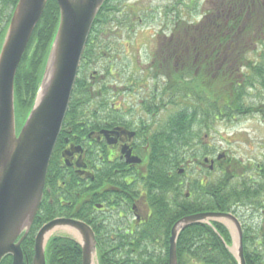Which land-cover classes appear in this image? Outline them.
<instances>
[{"label": "flooded vegetation", "instance_id": "obj_1", "mask_svg": "<svg viewBox=\"0 0 264 264\" xmlns=\"http://www.w3.org/2000/svg\"><path fill=\"white\" fill-rule=\"evenodd\" d=\"M236 1L232 0L235 6ZM207 2H210V7L201 9L199 16L188 25L201 24L208 16L207 10L217 9L219 0ZM247 2L250 6L241 8L240 12L232 15L231 27L225 32L224 44L220 42L219 33L216 34L215 44L211 46L202 44L205 39L203 30L199 33L197 32L199 30L190 28H183L180 31L161 30L159 35L165 40H160L147 64L138 61L140 69L138 76L135 75L133 78L131 71L126 74V71L122 70L118 76L103 75L100 78L99 89L102 92L112 91L118 95L117 104L123 108L118 111L112 108L111 114H108L107 109L96 108L90 111L86 109L83 114H80L81 110H77L76 117L66 118L53 150L55 167L52 168L53 172L47 186H44L38 211L45 213L47 221L41 222L35 233L52 219L80 222L93 233L96 243L93 259L95 264H100L101 256L104 258L106 256L105 260L118 264H142L143 261H147L148 254L156 255L157 252L165 254L159 248L165 241V228L171 224L167 238L168 264L171 229L177 221L184 218L179 215L189 211L191 207L193 213L190 215L216 213L233 217L241 229L244 259L245 243L246 249L253 252L264 264V168L260 162L252 163L251 160H247L243 164L245 167H242L243 165H240L229 151L218 152L219 149L213 146L214 143L209 142V135L205 134L203 147L206 149L199 150L201 160H198V157L187 160L192 162L180 168L181 162L178 165L170 164L173 157V152H170L167 158L170 165L166 172L148 170V165L156 159L155 148L171 147L163 141L158 142L161 134H157L156 130L163 125L160 123L156 125L155 112L160 108L151 105V98L157 96L160 83L169 85L166 90L168 102L177 98L190 109L191 103H184L185 97L195 98L197 101L204 91L197 89L196 85L219 84L220 79L224 81L231 79L233 84L245 85L247 90H252L255 87L253 82H259L262 78L260 87L264 91V72L261 71L260 77L255 75L254 63L246 58L247 52H251L253 46L258 44L262 48L261 58H264V26L257 30L259 37L257 32H254L252 36L255 40L248 39L247 44H250V41L253 44L246 45V50L239 52V42L243 40L242 23L247 22L248 16L259 9L264 15V0ZM238 17L242 21L239 27L236 22ZM179 32H181L179 41L171 43ZM161 52L164 59L158 63L156 57ZM89 78L91 81L89 89L93 91L96 86L93 80L95 78L93 75ZM110 80L118 81L121 86L107 87ZM173 83L181 86L179 95H172L170 88ZM198 90L201 94H196ZM99 95L102 94L99 92ZM138 95L143 96L152 108L135 110L126 107L123 102L126 96L131 101L138 98V103H143ZM142 111L150 114L152 118H144ZM252 114L256 115L260 122H264V104L260 103V107ZM140 119L145 122L142 123ZM151 121L152 124L148 123ZM168 127L171 132L170 123ZM163 132L165 138L171 137L169 132ZM259 132L264 135V127ZM263 144L264 141L260 143L261 148L264 147ZM250 147L252 150L255 149L253 144H250ZM176 152L178 153L177 150ZM240 162L243 161L240 159ZM238 164L240 168H236ZM251 165H255L254 168ZM236 169L241 170L240 174L235 173ZM179 170H182L181 174ZM184 173L197 174L199 178L190 180L188 174L189 182L175 181V177L183 176ZM235 179L237 182L233 183ZM210 187L213 189L211 194ZM225 188H230V195L226 197L223 196ZM244 189L247 193L245 197L241 195ZM221 198L225 201L222 210L218 206ZM174 217H177L175 221ZM195 224L210 227L232 256L230 250L233 222L222 220ZM215 225L225 230L224 236L217 233ZM156 228L160 231L155 233ZM148 234L155 236L149 237ZM149 239L153 241L150 244L145 242ZM227 240L229 243H226ZM74 242L77 244L75 240ZM232 258L234 259L233 256ZM192 264L200 263L193 261Z\"/></svg>", "mask_w": 264, "mask_h": 264}, {"label": "water", "instance_id": "obj_2", "mask_svg": "<svg viewBox=\"0 0 264 264\" xmlns=\"http://www.w3.org/2000/svg\"><path fill=\"white\" fill-rule=\"evenodd\" d=\"M48 0H18L0 47V263L23 264L21 244L42 198L49 160L68 109L77 71L94 19L106 0H55L59 23L31 109L17 128L14 77ZM233 222L232 253L245 264L241 229L230 215L200 213L177 221L169 238L168 264H177L176 239L185 227L201 222ZM72 234L81 247L82 264H93L95 240L83 223L56 219L35 237L32 264H46L45 248L57 229Z\"/></svg>", "mask_w": 264, "mask_h": 264}, {"label": "trees", "instance_id": "obj_3", "mask_svg": "<svg viewBox=\"0 0 264 264\" xmlns=\"http://www.w3.org/2000/svg\"><path fill=\"white\" fill-rule=\"evenodd\" d=\"M18 0H0V45L3 40L5 30L10 19V16L13 12V9ZM116 0H107L105 5L98 12L96 19L93 23L91 33L87 39L85 49L82 54L81 64H80V72L78 78L76 79L74 88L71 93V98L69 102L68 111L66 114L67 117H76L77 113L75 111L81 110L80 114H83V111L86 110V105L92 101L94 96H92V92L89 89V84L87 83V75L81 76L80 73L82 70L93 69L95 66L98 68H103V72L105 76H110L111 68L115 64V60H108L107 47L108 45H101V43H96L99 35H104L105 30H111L112 28H108L109 26H113V23H116L117 26L128 27L130 24V20L126 18L115 17V13H119V6H116ZM199 0H189L191 3L190 9L197 10V2ZM248 0H237L236 6L233 4L232 0H219V4L217 9L208 11V16L204 19L201 24L188 25V21L183 20L182 14L179 16L177 14L179 6L183 3L182 0H176L171 7H167L164 15V23H167L168 16L173 14V27L176 29L190 28L197 31H204L205 39L202 44L204 45H214L216 34L220 35L221 44L225 43V32H227L231 27V19L232 15L236 12H240L244 7H248ZM241 9V10H240ZM111 14L108 17L107 12ZM206 11V10H205ZM233 11V12H232ZM245 12V11H243ZM241 12V13H243ZM179 13V12H178ZM189 14V18L192 16L191 12H187ZM197 14V13H196ZM218 14V15H217ZM245 14V13H244ZM150 17V16H149ZM149 17L145 20L149 23ZM59 18V10L55 0H48L45 10L38 21L33 34L30 38L28 46L21 58L20 64L17 68L15 78H14V103H15V114L20 126L27 116L29 110L31 109L32 102L35 97V93L37 91V87L40 83L41 76L44 69V64L53 41L55 31L58 25ZM237 26L241 24V19L238 17L236 19ZM264 26V15H262L261 9L256 12L250 14L248 16V21L244 24L242 23L241 28L243 32L241 33V37L243 38L242 42H239V52H243L246 50L245 46L253 44L250 41V44H247L248 39H253L252 34L257 32V30H261ZM102 29L104 31L102 32ZM259 33L257 32V37ZM207 53V51H205ZM107 62L102 64V59H106ZM101 62V63H100ZM254 73L256 72L258 77L261 76L258 71L257 65L253 66ZM118 75V73H116ZM174 78L176 76L174 75ZM223 87L222 89V98L219 99L220 105L219 115L230 117L233 114H229L226 112L227 109H230L232 106L238 112H241V115H244L243 109V97L245 96L246 91L244 89H239V86L232 83L231 79L226 81L221 80L219 84ZM210 85H196L197 89L204 90L203 94L198 90L196 94H201L202 97L197 99V104L195 110H190L188 105H184L176 98H173L171 103L174 105H178L180 109L176 114H174L170 120H168L167 124H171V137H167L162 140L164 143L170 144V148H155L156 159L153 161L151 165H148V170L152 172H166L168 170V166L170 164L178 165L180 163L179 156H176V150L179 155L181 147H178L176 143L180 144L182 140V136L190 129L193 123H195L196 118L200 115L207 116V112L204 111L210 106L212 103L211 100L206 96L207 89ZM236 86V88H235ZM225 89V90H224ZM209 94V91H208ZM231 94V99L228 97ZM238 94L239 98L232 99L234 96ZM104 108V107H103ZM248 111H254L255 107H247ZM65 118V120H66ZM206 119V118H205ZM201 121L203 123V127H208L210 124L208 122ZM64 120V121H65ZM206 124V125H205ZM202 127V129H203ZM203 140L201 136L197 137V141L190 145V147H195L196 150L199 151L201 145L203 146ZM172 154V162L168 164L167 158L170 154ZM171 152V153H172ZM55 153V152H54ZM54 153L51 157L45 185L47 186V181L50 178L51 173L53 172L52 168L55 167V158ZM198 152H196L197 154ZM181 156V155H180ZM161 165L159 163L160 159ZM167 168V169H166ZM164 178V177H163ZM246 188V187H245ZM230 188H225L223 191L224 197L230 195ZM212 188L210 187L209 193H212ZM246 190L244 189L241 192L242 196H246ZM225 201L223 198L220 199V204L218 206L224 209ZM218 207V208H219ZM216 208V209H218ZM190 209V210H189ZM189 211H185L179 216L190 215L193 213L191 207ZM45 213L38 212L31 229L22 243V251L25 257L24 264H31V259L33 255V237L35 235V231L40 226L41 222L45 223L47 219H45ZM177 217H174L173 221H175ZM171 228V224L165 228V241L164 244H160V250H163V254L161 255L159 252L156 255L148 254L147 261H143L142 264H167V238L169 235V231ZM215 230L217 233L224 236L225 230L221 226L215 225ZM160 230L156 228L154 232H159ZM149 237L155 236V234H148ZM144 241V240H142ZM148 244L152 243V240H145ZM229 243V240L226 241ZM107 250V249H105ZM46 264H81V252L79 246L68 237L54 236L52 237L47 244L46 247ZM244 255H245V264H263L260 259H257V256L253 252H249L246 249V244L244 243ZM176 257L177 264H192V262H198L200 264H236L235 260L232 258L231 254L226 250L223 246L222 242L218 240L217 236L213 233L210 227L205 224H193L188 226L184 231H182L177 239L176 243ZM106 258V256H105ZM103 256L100 257V264H118L117 262H112L110 260H105ZM0 264H11V257H5Z\"/></svg>", "mask_w": 264, "mask_h": 264}, {"label": "rangeland", "instance_id": "obj_4", "mask_svg": "<svg viewBox=\"0 0 264 264\" xmlns=\"http://www.w3.org/2000/svg\"><path fill=\"white\" fill-rule=\"evenodd\" d=\"M115 2L116 6H119V13L116 12L115 17L129 19L130 25L128 27L120 28L116 25V23H113L112 27H108L112 29H107L108 31L106 33L104 32V35H99L96 43H101V45H108L106 51L109 58L108 60H115V64L111 68V74L113 76H115L117 72L125 70L126 74L128 71H131L132 77L134 78L135 75H139L138 73L140 69H138V61L140 63L145 62L147 64L153 57V54L155 53L154 50L157 49L156 46H158L160 40H165L159 35V32L161 30H170L172 28L173 25L171 23L164 24V21H161L160 23V17H162V13H165L166 8L171 7V5L176 2V0H116ZM196 2L198 4L197 10L190 9L191 3L189 2V0L183 1V3L178 8L179 13L177 12V14H179L180 16L185 12H191V15L195 16L196 13H200L201 9H207L211 5L210 2H207V0H199V2ZM107 14L108 17L111 16L109 11L107 12ZM184 16L188 17L189 14H184ZM147 17H149V23H147L145 20ZM173 17L174 15L170 14L168 16V19L172 20ZM173 30L180 31L182 29L173 28ZM103 31L104 29H102V32ZM180 38L181 32L178 33V36L173 37V41L171 43L179 41ZM164 45L165 44H162V46ZM261 51V45L258 44L255 47L253 46L252 51H249L246 54V58L257 65V72L260 73L261 71L264 72V58H261ZM162 53L163 52H161V54L156 57L158 63L162 59H164V55ZM106 62L107 58L102 59V64H105ZM93 70L99 71L97 73V76H99V74H102L103 72V68L97 67L93 68ZM93 70L85 68L81 71L80 75L84 76L87 72L91 73L93 72ZM255 74L257 73L255 72ZM261 79L262 78L259 79V82H253L255 87L252 90H247L245 88V85L239 86V89H244L247 93L242 99L243 105L245 106L243 109L245 115H241V112H238L232 106L230 109H227L226 112L233 115H231L230 117H225L223 120H220L223 116L219 115V110H221V108H219L220 101H218V98H222L221 94L223 92V87L218 84L210 85L208 87L209 94L207 89L206 96L211 100L212 103L210 104L209 108L207 105V109L204 110L206 112L208 111L207 116H198L195 120L196 122L189 126L190 131L188 130L184 134V136H182L180 144L176 143L178 147L183 148L180 154L181 156L178 155L177 152H175L176 156H179L180 158V168H184V166L186 167L188 163L192 162H187V160H191L197 157L198 160L202 159V155L199 153V151L196 150L195 147H190V145L197 141V137H199V135L201 136V139L205 141V134L209 135V142L211 144L214 143L213 146H216L217 150L219 149L218 152L229 151L231 156H233L240 165H243L247 160H251L252 163L260 162L261 166L264 168V147L261 148L262 145H260V143L264 141V135L259 132L263 129L264 122H260L258 117L252 114L253 111L247 110L249 109L247 107L258 108L260 107V103L264 104V91H262L260 87V85L262 84ZM113 86L120 87L121 85L116 80H110V84H108L107 87L111 88ZM99 88H101L100 85L95 86V89L92 93V96H94V98L90 103L86 105V109H89V111L96 108L107 109L108 114H111L112 108H116L117 111L123 108L121 105L117 104L119 101L118 95H116L112 91H110V93L106 90L102 92V90ZM167 88H169V85L160 83L157 96L151 98V105H153L154 108H160L155 112L157 118L156 125L159 123L163 125L156 130L157 134H161V136L158 138V142H162L165 137V133L163 131L169 132V127L167 128V121L180 109L178 105H174L173 103H171V101L168 102L169 98L167 97ZM170 89L172 95H179V89L181 90V86L173 83ZM99 92L102 95H99ZM126 97L123 99L126 107H132L135 110L145 107L152 108L150 105H148L147 101L143 99V96L138 95L139 99L144 101L141 104L138 103V98L135 101H131ZM228 97L231 99V94ZM236 97L239 98V96H234L232 99H237ZM176 100L178 99L176 98ZM187 102L191 103L192 109L190 110H195V108L197 107V101H195V98L185 97L184 103ZM142 114L146 119L152 118L150 114L145 111H142ZM204 119L205 122H208L210 124V129L207 131L206 128L203 127L204 122L200 123L201 121H204ZM140 121L142 123L145 122L141 119ZM148 123L152 124V121ZM17 124H19V122L16 117V125ZM250 144H253V146L255 147L254 150L251 149L252 147H250ZM203 148L205 147L201 145V148L199 150L204 151ZM196 152L198 153L196 154ZM162 159L163 158H161L159 161L160 165ZM240 159L243 162H240ZM239 164L236 165V168H240ZM246 166H248V164ZM251 166L254 168L255 165ZM242 167H245V165H243ZM240 171L241 170L236 169L235 173L240 174ZM252 172H255V170H252ZM186 174L184 173L183 176L175 177V181H183L184 183L189 182V173ZM196 175L189 174V179L191 180L192 178H196L197 180L199 178V175ZM232 182L235 183L237 182V180L235 179ZM54 235L63 236L66 235V233L56 232V234Z\"/></svg>", "mask_w": 264, "mask_h": 264}, {"label": "bare ground", "instance_id": "obj_5", "mask_svg": "<svg viewBox=\"0 0 264 264\" xmlns=\"http://www.w3.org/2000/svg\"><path fill=\"white\" fill-rule=\"evenodd\" d=\"M93 264H95V262L93 261Z\"/></svg>", "mask_w": 264, "mask_h": 264}]
</instances>
